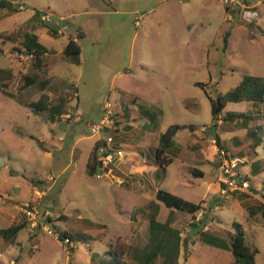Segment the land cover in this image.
I'll return each instance as SVG.
<instances>
[{
  "label": "rangeland",
  "instance_id": "rangeland-1",
  "mask_svg": "<svg viewBox=\"0 0 264 264\" xmlns=\"http://www.w3.org/2000/svg\"><path fill=\"white\" fill-rule=\"evenodd\" d=\"M236 1L227 9L223 0H16L25 10L4 16L0 10L4 40L0 58L29 64V73L35 67L34 59L23 51L25 33L34 30L39 43L56 50L78 31L84 34L78 40L79 66L59 60L49 70L46 65L40 69L61 88L66 121L48 122L31 108L10 102L21 123L2 138L18 140L27 151L11 159L7 168L18 183L9 200L32 203L37 210V250L31 249L22 230L0 254V264H8L17 254L16 264H100L109 257L108 251L122 264H144L133 255L148 243V218L158 208V189L201 203L204 210L189 215L168 214L163 205L157 209V221L168 218L180 233L177 264H236L226 247L235 233L233 223L242 225L246 243L257 250L255 264H264V147H251L254 140L240 118L237 130L221 133V140H216L218 128H211L210 99L236 87L245 76L264 77V17L247 9L263 0ZM34 13L39 17H32ZM42 15L50 22L44 24ZM43 57L44 61L55 56ZM33 96L21 95L28 105ZM227 112L252 116L248 128L264 126V105L229 103L223 110ZM105 117L110 124L93 135L90 126ZM174 124L185 129L176 134L177 146L166 154L172 163L156 177L149 162L159 135ZM107 137L113 138L110 146L124 158L110 166L111 176H90L86 164L91 148L95 140ZM59 138L65 140L55 142L60 150L47 146ZM74 138L79 140V154L73 160ZM42 140H47L46 146L39 143ZM237 144L245 148L236 156L244 160L241 172L250 187L222 194L217 150L223 148L233 158ZM44 147L52 153L51 161L43 157ZM123 163H128V171ZM141 168H145L142 175L137 173ZM197 172L202 175L195 177ZM33 185L47 193L42 197L46 213L43 206L33 204ZM202 231L223 239L221 246L201 242ZM61 233L86 234L92 240L88 245L62 243ZM66 249L72 251L70 257ZM94 253L98 257L92 262ZM160 263L158 259L151 264Z\"/></svg>",
  "mask_w": 264,
  "mask_h": 264
},
{
  "label": "trees",
  "instance_id": "trees-1",
  "mask_svg": "<svg viewBox=\"0 0 264 264\" xmlns=\"http://www.w3.org/2000/svg\"><path fill=\"white\" fill-rule=\"evenodd\" d=\"M17 7H19V5L15 4L11 0H0V9H5L9 12H18ZM226 8L228 9L229 6ZM33 17L38 18L39 16L37 13H34ZM44 27L47 26L44 25ZM49 31L54 35L57 33L55 30L50 28ZM79 37H82V33H78L77 39H79ZM22 47L23 51L34 59H39L44 55L51 53L50 50L38 42L37 35L34 33V30H30L24 34ZM80 53L81 49L77 40L70 38L64 46L61 55L69 63L79 65ZM9 75H12L10 70L0 68V83L3 78L8 79L11 83ZM241 102L251 103L253 107L264 105V77L245 76L236 87L230 89L223 95H218L215 99H210L212 130L218 128V134L224 132L233 133L237 130L238 124L236 121L240 118L241 124L247 131V135L254 140L251 147L253 149L264 147V126H257L254 129L248 128L249 121L254 119L252 116L244 118L242 114H239L238 116V113H223L227 104ZM30 106L36 113L43 115H56L54 110L49 107L48 97L44 94L40 96L36 103L30 104ZM150 118L152 117L150 116ZM184 129L185 126L174 124L167 127V129L159 135L157 147L154 150V163L157 165L155 176L158 173H162L164 175L166 171L165 168L172 163L171 159L166 158V154L173 147L177 146L174 137L179 131ZM216 140H219L217 134ZM97 147L98 145H96L92 150L86 165L87 172L90 176L95 175L98 167ZM244 152L245 148L238 145V148L236 147V150H234V156L237 157L242 155ZM193 175L195 177H199L202 173L197 172ZM155 199L162 203L167 209L176 210L189 215H195L200 210H203L201 203L189 202L162 189H158L156 191ZM248 215L252 216L250 210L248 211ZM49 221L51 220L49 219ZM233 226L235 233L230 237L229 244L226 246L228 251L231 253L232 258L236 264H255L257 250L246 243L245 231L242 225L233 223ZM21 228L22 226L17 225L5 231H1L0 233L2 236L8 233L15 234ZM148 233V243L140 252L133 255V259L143 262L144 264H151L158 259L161 260L160 264H177L180 254V233L173 228L169 222H158L156 220V215L153 213L148 218ZM58 238L62 243L68 242L73 243L74 245L77 243L88 245V241L92 240L90 236L80 233L74 235L61 233ZM200 239L201 242L212 247L221 246L220 243L223 242V239L210 235L204 231H202ZM66 251L70 257L72 251L69 249H66ZM108 256L109 257L106 260H100V264H122L120 260L112 254V252L108 251ZM97 257L98 256L94 253L91 257V261H95ZM69 264H72L71 261Z\"/></svg>",
  "mask_w": 264,
  "mask_h": 264
},
{
  "label": "crops",
  "instance_id": "crops-1",
  "mask_svg": "<svg viewBox=\"0 0 264 264\" xmlns=\"http://www.w3.org/2000/svg\"><path fill=\"white\" fill-rule=\"evenodd\" d=\"M11 1L14 2L15 4H17L16 0H11ZM18 5H19V7H17L18 12L25 10L22 5H20V4H18ZM258 5H261L262 8L258 9L257 8ZM248 8H252L254 10L256 9L257 13L258 12L261 13V15L264 17V0L262 1V3L260 1H257L252 6H247V9ZM0 10L4 11L2 16L7 15L8 13H12V14L17 13V12H9L8 10H5V9H0ZM228 19H230V18L228 17ZM78 33H82V35L84 36L82 31H78ZM78 33H77V35H78ZM35 34H37V33L35 32ZM37 39H38V37H37ZM73 40H77V42H78L79 39H77V36H76L75 38H73ZM3 44H4V40L0 39V45H3ZM64 46L61 47V49H59V50L53 49L51 47H46L48 50L51 51V53H49L45 56L48 57V55L54 54L55 57L45 58L44 61H43L44 57H41L39 59L33 58L34 59V63H33L34 66L33 67H35V68H32V70H34V71H32L31 73H29V71H28L29 70V68H28L29 64H27L25 62H22V61L18 62V60H16L15 58H9V57H4V59H2L3 57L0 58V68L10 70L11 74H12V75H9V79L11 80V83L8 81V79H5V78H3L2 82L0 83V105H1L0 106V160L3 162L2 165L0 166V232L5 231V230H7L11 227L17 226V225L22 226V228L19 231H17V233H15V234L8 233V234H4L2 236L0 233V254H3L6 251L8 245H11L14 242H16L17 237L22 230H25L27 232V235H28L27 239H28V242L31 246V249L37 250V245H36L37 241H36L35 234H34V232L30 231V229L28 227L27 218L24 215V213L22 212V208H21V206L24 204L32 205V203H25V202L13 203L9 200V197H10L11 193L13 192L14 187L16 185H18V183L12 178L15 175H13V174L9 175L7 168L9 166L11 159L12 160L18 159L19 157L24 155L23 154L24 152L27 151L26 147L22 143L20 144L18 142V140H4L2 138V135L4 134V132L12 133L13 128L15 126H18L19 122L21 123L20 119L16 115V114H18V111L15 108L11 107L10 102L15 101L17 104H23L24 106L31 108L30 104L34 103L36 100H39L40 96L44 94L48 97L49 107H51L54 110L56 115H54V116L51 114L43 115V114L34 112V110L31 108V110L34 112L33 114L39 115L44 120H47L48 122H52V123L54 121L64 122L68 119L66 110L63 108L64 95L62 93L61 88L59 86H57L54 82H52L50 80L49 76L43 77L41 75L42 73L40 70L42 65H46L47 67L44 69L49 70L50 68L54 67L59 60L67 61L61 55ZM80 55H81V53H80ZM41 61H43V62H41ZM70 65L76 67V66H79L80 64L79 65H73L70 63ZM75 76L77 78H79L80 73L75 74ZM23 94L27 95V96L28 95H32V96L34 95L33 96V98H34L33 102L28 105L27 101L21 97V95H23ZM134 99L136 100V98H134ZM21 109L23 110V108H21ZM138 111H139V109H138ZM120 112L122 115L125 114L124 111H120ZM139 125L140 126L142 125V127L147 126L146 123H143V124L140 123ZM248 127H249V125H248ZM220 134L221 133L218 134V138L221 140ZM61 139L62 138H59L56 141L50 140V143H48L49 145H47V146H52L54 148L56 147L58 150H60L61 145L56 144L55 142H60L61 144L64 143L65 140H61ZM96 139H98V138H96ZM78 141L79 140H77L75 138L72 140L71 157L73 160L75 159L76 155L79 154L77 149H76V144L78 143ZM147 141H149V140H147ZM46 142H47V140L39 141V143L41 145H44V146H46L45 145V144H47ZM175 142H176V140H175ZM176 144H177V142H176ZM96 145H98V140H95L94 145L91 148V152ZM156 147H157V145L155 146V148ZM46 148L47 147H44L43 157L45 159H48L51 161L53 158V155ZM134 148H138V150L140 152H142L141 147L135 146ZM155 148H154V150H155ZM2 151H4L3 154H1ZM91 152H90V154H91ZM136 153H137L136 155L141 156L140 153H138V152H136ZM132 161H133L132 158L129 159L130 163H132ZM128 163H123L124 164L123 169L125 171H128V169H129ZM149 163H151L150 170L153 168L154 169L153 170L154 175H155L157 165L154 163V159H153V161H151ZM39 166H40V168L43 167L42 164H39ZM144 171H145V168H143L142 170H140L137 173L142 175ZM18 175L20 176V174H17L16 176H18ZM110 176H111V174H110ZM118 179L121 180L120 178H118ZM36 185H38V183H36ZM36 185H33V189H32V192L34 194V197H32L33 198V200H32L33 204H37V205L40 204L41 206H43L44 213H46V205L42 202V197L44 195H46L47 193L45 190H38L36 188ZM49 188H50V185H49ZM218 188L220 190H222V187L219 185V183H218ZM47 197H48V195L46 196V198ZM155 201H156L155 205H157L156 207L159 208V207H161L160 205H163L162 203L158 202L156 199H155ZM157 209H155L153 212V214L156 215V218L158 216V210ZM172 211L178 212L176 210L168 209V214L172 213ZM48 218L50 219V217H48ZM48 218H47V220L49 221ZM167 219L168 218H166V220L164 222H166V221L168 222ZM164 222H161V223H164ZM42 226H45V225H42ZM19 258H20V254H17L16 256H12L8 260V264L11 261H15V259L19 260ZM17 264H19V263H17Z\"/></svg>",
  "mask_w": 264,
  "mask_h": 264
},
{
  "label": "built area",
  "instance_id": "built-area-1",
  "mask_svg": "<svg viewBox=\"0 0 264 264\" xmlns=\"http://www.w3.org/2000/svg\"><path fill=\"white\" fill-rule=\"evenodd\" d=\"M226 6H234L239 2L236 0H223ZM41 20L44 23L50 22V17L47 15H42ZM110 115V114H109ZM110 121L105 117L100 123L93 124L90 126V132L93 135L100 134V132L108 127ZM113 143L112 137H107L105 139H98L97 147V161L98 167L95 173L96 178L108 174L110 176L111 169L110 166L113 165L117 160L124 158L123 153L120 150H115L110 144ZM215 143V141H214ZM220 157L219 173L217 176V182L222 187V194L230 193L233 191H245L250 187V182L244 174L241 172L240 165L244 163V160L238 157L231 158L230 154L223 148L217 150ZM30 204H24L21 206L22 212L27 218L28 227L31 232H34L37 227L36 216L37 210L31 207ZM204 211L200 210V214ZM50 234L51 231L47 230ZM10 264H16L15 261H11Z\"/></svg>",
  "mask_w": 264,
  "mask_h": 264
},
{
  "label": "water",
  "instance_id": "water-1",
  "mask_svg": "<svg viewBox=\"0 0 264 264\" xmlns=\"http://www.w3.org/2000/svg\"><path fill=\"white\" fill-rule=\"evenodd\" d=\"M2 163H3V162L0 160V166L2 165Z\"/></svg>",
  "mask_w": 264,
  "mask_h": 264
}]
</instances>
